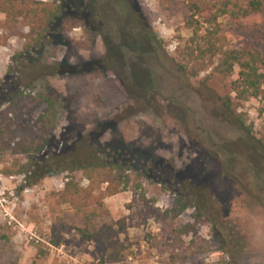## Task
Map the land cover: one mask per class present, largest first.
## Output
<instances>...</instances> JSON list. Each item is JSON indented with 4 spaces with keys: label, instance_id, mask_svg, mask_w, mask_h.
Here are the masks:
<instances>
[{
    "label": "rangeland",
    "instance_id": "374dc122",
    "mask_svg": "<svg viewBox=\"0 0 264 264\" xmlns=\"http://www.w3.org/2000/svg\"><path fill=\"white\" fill-rule=\"evenodd\" d=\"M78 1L91 11L94 42L78 26L51 35L37 50L25 51L16 37L0 46V119L9 112L18 140L34 138L46 109L41 99L52 98L58 124L46 155L75 144L73 155L121 152L145 173L135 182L142 187L107 198L110 216L94 224L97 237L86 242L79 233L83 219L57 201L66 173L30 187L26 176L2 173L14 157L0 154V264H214L218 257L264 264V101L238 108L250 136L224 109L223 99L234 97L237 68L230 77L215 74L216 57L193 64L190 75L175 63L193 36L186 26L189 6L210 0H136L157 46L134 54L119 49L136 27L128 25L131 0ZM218 23L224 50L248 46L264 56V11L222 16ZM106 60L111 67L104 75L71 73V67ZM178 195L191 207L164 220ZM199 210L204 215L195 218ZM186 226L191 232L183 235ZM201 248L210 252L198 254Z\"/></svg>",
    "mask_w": 264,
    "mask_h": 264
},
{
    "label": "trees",
    "instance_id": "16d2710c",
    "mask_svg": "<svg viewBox=\"0 0 264 264\" xmlns=\"http://www.w3.org/2000/svg\"><path fill=\"white\" fill-rule=\"evenodd\" d=\"M78 2L59 0V4H55L39 0H0V13L4 15L3 21L0 22V46L6 47L9 41L16 37L24 41L25 51L37 50L51 35L60 37L78 26L85 28L91 37L90 41L94 42L96 28L91 11ZM131 2L132 9L126 8L128 25L135 23L136 27L129 30L132 33H127V38L123 39L119 49L124 47L133 54L140 51L146 53L148 46L152 49L157 46L156 39L137 1ZM203 9L205 14L202 13ZM189 11L191 16L186 26L192 30L193 36L177 53L176 66L179 71L193 75V64L218 57L215 74L230 77L237 68L238 79L231 84L234 97L229 95L223 99L224 109L236 124L251 136L252 127L247 125L245 114L238 113V108L250 99L264 101V56L259 50L248 46L224 50L219 44L222 25L218 23V19L227 15H261L264 11V0H210L203 7L200 2H195L189 6ZM138 19L141 26L137 24ZM131 35H143L145 40L141 44L138 38L128 37ZM110 67L111 64L107 60L95 61L76 68L71 67V73L104 75ZM2 83L0 78V88ZM22 94L18 93L17 98L21 99ZM41 101L46 105V109L36 122L34 138L18 140L19 134L14 128L15 122L9 117V112H5L0 119V154H10L14 157L11 166L4 168L2 173L7 176H26V185L30 187L36 186L47 175L56 171L66 173L64 187L56 195L57 201L60 205L69 206L76 216L83 219L85 227L80 229L79 233L83 241L90 242L97 237L94 224L110 216L105 200L128 192L133 187L141 189L142 184L138 182L135 185V182L145 173L138 170L127 155L111 150L92 151L84 156L73 155L72 151L75 152L79 147L75 144L70 150L63 149L59 153L46 155L50 137L57 128L58 108L52 98L43 97ZM262 113L264 114V105ZM260 145L264 147V144ZM24 159L26 161L23 163ZM189 207L191 204L187 199L178 195L174 206L164 213L163 219H178ZM203 215L199 210L195 218ZM115 225L121 231L125 229L124 221L116 222ZM190 232V226H186L181 233L184 235ZM208 252L209 248H201L197 253ZM214 264L227 262L218 257Z\"/></svg>",
    "mask_w": 264,
    "mask_h": 264
}]
</instances>
